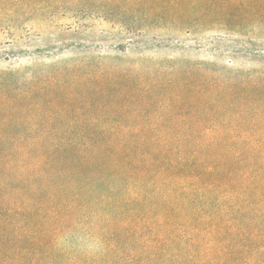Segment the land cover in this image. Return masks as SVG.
Masks as SVG:
<instances>
[{
    "label": "trees",
    "instance_id": "obj_1",
    "mask_svg": "<svg viewBox=\"0 0 264 264\" xmlns=\"http://www.w3.org/2000/svg\"><path fill=\"white\" fill-rule=\"evenodd\" d=\"M41 4L137 38L159 23H264V0H23ZM141 77L120 76L121 100L145 123L0 142V264H264V75Z\"/></svg>",
    "mask_w": 264,
    "mask_h": 264
},
{
    "label": "rangeland",
    "instance_id": "obj_2",
    "mask_svg": "<svg viewBox=\"0 0 264 264\" xmlns=\"http://www.w3.org/2000/svg\"><path fill=\"white\" fill-rule=\"evenodd\" d=\"M6 2L11 6L0 9V20L22 27L0 29L3 143L39 140L44 127L142 123L133 119V100H121V75L151 79L190 66L222 81L264 75V23L226 26L219 18L188 28L159 23L137 38L100 18L85 19L86 27H80L43 4L27 13L23 0Z\"/></svg>",
    "mask_w": 264,
    "mask_h": 264
}]
</instances>
